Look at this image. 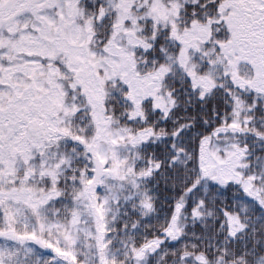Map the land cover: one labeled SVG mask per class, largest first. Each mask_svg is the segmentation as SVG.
Returning a JSON list of instances; mask_svg holds the SVG:
<instances>
[{"label": "snow or ice", "instance_id": "obj_1", "mask_svg": "<svg viewBox=\"0 0 264 264\" xmlns=\"http://www.w3.org/2000/svg\"><path fill=\"white\" fill-rule=\"evenodd\" d=\"M0 264H264V0H0Z\"/></svg>", "mask_w": 264, "mask_h": 264}]
</instances>
